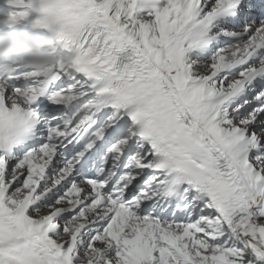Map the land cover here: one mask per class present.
Listing matches in <instances>:
<instances>
[{
    "label": "snow or ice",
    "instance_id": "1",
    "mask_svg": "<svg viewBox=\"0 0 264 264\" xmlns=\"http://www.w3.org/2000/svg\"><path fill=\"white\" fill-rule=\"evenodd\" d=\"M55 26L0 68V264H264V0H0Z\"/></svg>",
    "mask_w": 264,
    "mask_h": 264
},
{
    "label": "clouds",
    "instance_id": "2",
    "mask_svg": "<svg viewBox=\"0 0 264 264\" xmlns=\"http://www.w3.org/2000/svg\"><path fill=\"white\" fill-rule=\"evenodd\" d=\"M55 26L19 24L0 27V68L9 69L17 62L37 73L47 71L62 54L55 50Z\"/></svg>",
    "mask_w": 264,
    "mask_h": 264
}]
</instances>
